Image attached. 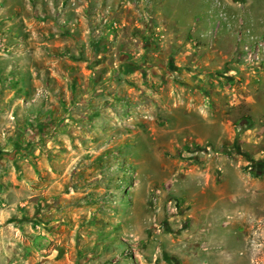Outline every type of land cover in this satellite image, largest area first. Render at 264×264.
Wrapping results in <instances>:
<instances>
[{"label":"rangeland","instance_id":"1","mask_svg":"<svg viewBox=\"0 0 264 264\" xmlns=\"http://www.w3.org/2000/svg\"><path fill=\"white\" fill-rule=\"evenodd\" d=\"M56 1L0 0V264H264V60L241 52L264 43V0L75 5L79 32ZM24 17L98 37L87 88L63 55H33L34 74L15 55Z\"/></svg>","mask_w":264,"mask_h":264},{"label":"crops","instance_id":"2","mask_svg":"<svg viewBox=\"0 0 264 264\" xmlns=\"http://www.w3.org/2000/svg\"><path fill=\"white\" fill-rule=\"evenodd\" d=\"M42 3H43V8L44 9L47 8V6L45 5V3L43 1H42ZM120 3H121V6L124 7V8H120V9L121 10L123 9L122 11H125V12L127 11L126 9H128V8L134 9L133 7H135V6H132L131 4H128L127 0H57L56 1L57 8H60V7H63V9L67 8V10L62 13V18H60L61 23H63V25H65L66 28L69 25H72V21H70L71 20L70 18L69 19L65 18L66 17L65 15H68V11L71 12L70 9H73V6H75V5L81 6V8H88L91 10L101 8L102 6H104V7L110 6V8L113 11H115V10H117V8H119ZM140 5L141 4H139V1H136V6H138V8L142 7ZM134 10H136V11H132V12H134L136 15L135 17H137V19H139L141 17L140 16V10H138V9H134ZM71 13H74V12H71ZM36 14H37V16L39 15L38 13H36ZM80 18H82V15L80 16ZM80 21H81V24H83V26L86 23H88V21L86 19L85 20L80 19ZM112 22L113 21H112L111 16H110L109 19H107L103 23H105L106 27H107L108 26L107 24H111ZM13 23H14V25L17 24L16 21H14ZM19 24L26 25V29H25L26 33H25V36L23 38L24 39V46H23V48H20V46H22V45H20V39L14 40V46H13V48L15 49L14 52H15V55L18 57H28V60H30V63L27 61L28 62L27 64H29V67H30L29 69H30V71H32L33 74L36 73L35 71H36L37 67L41 66V63L38 60H36V59L32 60L31 57L33 55L37 56V54L39 52L42 55L45 53H48L49 56H51L50 58H53V57H56L59 55H63L64 57L61 58L62 61L60 62L58 68H60V71L62 73L66 74V76H65L66 79L64 80V84L66 83L65 81L68 79L74 85V87L79 86L80 88H87L88 82H85L86 84L83 85L82 84L83 82L81 81L80 75H79L81 67L83 68V66L87 65L86 66V68H87L88 65H92L93 63H95V62H91V64L90 63L88 64V61L84 58V55H87V52L89 50L87 44H89L90 47H92V54L96 53L98 55L97 57H101V56L104 57V56H106V54H108L106 52L107 51L106 48H104V49L97 48L95 46V44H91V43L98 41L97 36H94L93 34H92V36L90 34H87L84 36H80V35L76 36L75 32H77V31L79 32L80 28H81L79 23H77L78 26H76V24L72 25L73 26L72 29L75 30V32L70 37L67 35L66 36L65 35L64 36L63 35L62 36L57 35L54 37H50V35H48V34L40 33L38 30H36L34 27H32V24L40 25L41 23L35 22L33 18L27 19L26 17H24V18L20 19ZM98 26H102L101 23H99ZM106 27H104V28H106ZM72 37L75 39V41L72 39ZM100 40L102 41V39H100ZM69 42H72L73 44L70 45ZM76 42H78V43H76ZM103 67H105V65L99 64L93 68L95 69V71H98L99 69H103ZM15 70H16V75H19L20 69L17 67ZM88 71H90V69ZM32 84H33V81L30 85H32ZM48 87L52 88L51 86H48ZM66 87H67V85H66ZM60 92H61V88H60ZM68 98H70V97H68ZM87 99L88 100L86 101V105H89V106L93 105L94 102L92 101V99H89V98H87ZM32 101H34V100L33 99L29 100V103H32ZM63 103H66V102H63ZM69 109H70V111L74 110L73 107L72 108L69 107L67 109V111H69ZM47 111L48 110H46L44 112V114L42 113L43 116L42 115L40 116L42 120L43 119L46 120V118L49 119L48 115H50V114ZM101 111H103V110H100L98 112H96V111L91 112L90 118L92 119V116H93L94 120L105 122L106 118L105 117L103 118L102 114L100 113ZM60 112L53 111L51 113V115L53 118H56L58 121H65V122L74 121L75 123L73 125L80 124V122L83 120L84 115H85V113L76 114V115L74 113H72L73 115H71V113H65V114L63 113L62 115H60ZM24 114L26 115L27 113L24 112ZM55 114H57V115H55ZM44 116H46V117L43 118ZM74 119H76V120H74ZM68 127H69V125H68ZM46 131L47 132H44L43 134H45V137L47 138L52 133L50 132V130H46ZM64 132H65L64 129H62L61 133H64ZM61 133H56L55 136L60 137L61 139L68 136L67 135L68 133L67 134H61ZM66 141H68V140H66ZM108 177H106L105 179H108Z\"/></svg>","mask_w":264,"mask_h":264},{"label":"built area","instance_id":"3","mask_svg":"<svg viewBox=\"0 0 264 264\" xmlns=\"http://www.w3.org/2000/svg\"><path fill=\"white\" fill-rule=\"evenodd\" d=\"M241 52L247 62L260 64L264 60V43L254 42L253 46L242 45Z\"/></svg>","mask_w":264,"mask_h":264}]
</instances>
